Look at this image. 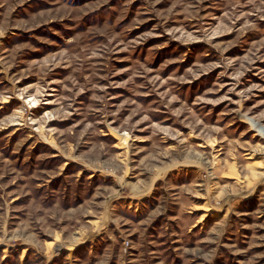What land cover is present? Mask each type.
Wrapping results in <instances>:
<instances>
[{
    "label": "clouds",
    "instance_id": "1",
    "mask_svg": "<svg viewBox=\"0 0 264 264\" xmlns=\"http://www.w3.org/2000/svg\"><path fill=\"white\" fill-rule=\"evenodd\" d=\"M0 264H264V0H0Z\"/></svg>",
    "mask_w": 264,
    "mask_h": 264
}]
</instances>
